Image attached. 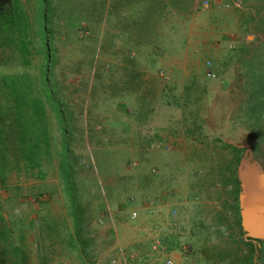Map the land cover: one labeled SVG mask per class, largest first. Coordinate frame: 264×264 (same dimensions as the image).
<instances>
[{
    "label": "rangeland",
    "instance_id": "obj_1",
    "mask_svg": "<svg viewBox=\"0 0 264 264\" xmlns=\"http://www.w3.org/2000/svg\"><path fill=\"white\" fill-rule=\"evenodd\" d=\"M9 1L0 0V5ZM20 1L35 29V0ZM102 1L96 0L98 5L88 7L84 0H53L58 8L71 4L75 14L84 18L79 28L67 25L63 13L54 20L52 47L56 48V60L51 68L64 107L72 113L70 145L77 164L69 190L80 204L78 210H84L83 234L89 238L86 250L94 254L86 257L83 253L80 258L66 244V236L77 241V235L69 214V195L59 176L58 126L48 111L51 159L34 170H26L22 163L11 159L3 167L6 179L0 182L1 215L6 216L5 199L14 193L19 196L14 211L22 216L26 264H110L119 244L131 256L132 264H161L159 256L148 245H142L146 243L142 239L144 218L132 220L130 211L144 205L147 198L163 194L166 198L161 207L163 217L171 207L177 211L178 226L166 230L164 243L172 250L175 264H264V243L250 257L247 243L251 241L236 225L234 185L225 184L233 169L237 176L240 165L252 168L264 178V131L259 129L261 133L240 143L233 142L229 134L216 135L225 143L242 148L239 160L231 147L214 141L205 145L195 137H187L184 148L174 137L167 140L166 149L156 150L152 146L154 140H161L155 129L170 125L166 119L172 110L171 92L182 91L184 87L171 83L184 77L182 67L179 71L171 60L182 61L184 55L173 50L172 54L161 55L164 60L157 65L152 48L163 35L168 38L171 34L174 41L187 38L190 31L187 11L194 9L193 4L189 8L187 0H106L103 7ZM196 1L198 9L201 8L202 0ZM167 4L176 9L175 14H171ZM123 5L129 8L126 13L122 12ZM163 19L170 22L162 24ZM33 40L36 45V36ZM11 52L15 54L12 49ZM228 52V57L237 56L236 51ZM32 62L29 73L36 79L44 61L34 51ZM160 70L165 72L163 76ZM21 72V67L7 64L0 57V76ZM146 74L150 76V87L144 84L148 81ZM192 76L204 77L199 73ZM219 78L216 74L211 82L228 89L226 80ZM170 127L173 133L185 136L182 126ZM213 133L210 132L211 139ZM252 141L261 147L260 151ZM100 202L111 212L115 227L107 225L98 207ZM217 212L228 219L225 233L216 235L212 231L204 240L195 241L193 229L218 230ZM107 226H111L112 235L108 234ZM137 252L147 260H140Z\"/></svg>",
    "mask_w": 264,
    "mask_h": 264
},
{
    "label": "trees",
    "instance_id": "obj_2",
    "mask_svg": "<svg viewBox=\"0 0 264 264\" xmlns=\"http://www.w3.org/2000/svg\"><path fill=\"white\" fill-rule=\"evenodd\" d=\"M84 2L88 7L99 4L96 0H84ZM105 2L106 0L101 2L103 7ZM126 5H130V3ZM124 6H122V12L126 13L129 8ZM73 9H71V4H65L58 8L53 0H35L36 25L34 29L20 0H10L0 5V28L2 27L0 57L5 63L18 65L22 69L20 75L4 74L0 76V182L6 179L3 167L11 159L15 160L17 164L22 163L26 170L39 168L42 163L51 159L53 144L48 111L51 112L60 135L59 176L63 178V185L69 195V214L74 220V229L77 235V241L74 237L67 238L66 236V244L72 248V251L77 252L78 257L82 258L83 253L86 257L94 253L90 249L86 250L85 243L89 238L87 239L83 234L86 230L83 226L84 210H78L80 204L71 196L69 190L74 178L73 170L77 164V156L75 157L70 145L73 128L72 113L64 107L61 89L51 68V64H54L56 60V48L52 47L55 34L54 20L60 13H63L67 25L79 28L84 18L80 19V14H75L76 11ZM34 36H36L38 45L34 44ZM11 49L15 54L11 52ZM241 50L240 54L235 57L231 56L223 62L221 64L223 66L217 71L221 77L219 79L226 80L225 84L228 86L226 91L229 97V116L225 122V125L227 123L226 129L220 128V122L215 125L211 118L210 107L212 109V102L215 98L213 96L216 94L215 90L220 88L211 82L212 78L206 76L203 78L192 76L182 91L171 92L172 110L170 109V116L166 119L170 122V126H182L187 137H195L205 145L214 141L231 147L236 153L237 160H239L242 148L225 143L220 136L216 135L219 133L229 134L233 142L240 143L244 139L250 138L251 140L256 134L264 131V48L253 50L250 47H243ZM34 51L40 54L44 61L35 76L36 79L31 76V72L29 73L33 67L32 55ZM176 118L177 120L173 122ZM236 120L240 122V126L237 125ZM259 129L262 130L259 131ZM213 131L215 135L211 139L210 132ZM253 141L255 142V139ZM254 144L260 151L261 147ZM225 184L234 185L233 208L236 214L237 228L242 232L239 213L240 186L235 169L232 170L231 176L225 181ZM13 195L4 201L5 206L3 207L6 210V216L0 214V245L2 249L0 264H26L28 258L24 248L22 216L14 211L19 196L16 193ZM98 207L104 214L103 218L106 219L108 225L105 204L100 202ZM215 216L219 224L218 230L212 227L193 229L195 241L197 239L204 240L208 235H211L212 231L216 235L225 233L227 217L221 212H217ZM62 223H64L63 220ZM109 227L107 226L108 234L112 235ZM87 235L90 237L89 233ZM248 241H251V243H247L252 253L250 257H254L260 251V244H263L264 240L248 237ZM252 242L256 244H252Z\"/></svg>",
    "mask_w": 264,
    "mask_h": 264
},
{
    "label": "crops",
    "instance_id": "obj_3",
    "mask_svg": "<svg viewBox=\"0 0 264 264\" xmlns=\"http://www.w3.org/2000/svg\"><path fill=\"white\" fill-rule=\"evenodd\" d=\"M194 1L196 0H187V7L190 8V4H193L192 7H194L193 10L188 9L187 11V21L190 24L187 38L174 41L175 37L171 34L168 38L163 35L156 42V46L152 48L155 56L154 61L157 65L164 60L161 55L172 54L173 50L180 55H184L182 61L171 60L174 67L178 68L179 71L182 67L181 72L184 75L181 81L174 80L171 82L176 87L185 86L192 75L199 73L205 76L207 68L205 62L207 60H210L211 68L217 74L220 65L229 58L230 53L228 51L231 50L232 53L236 51L237 54H240L243 47H250L253 50L264 48V0H241L242 4L240 6L236 5V0H209L208 7H202L199 4V7H201L199 9L197 1ZM182 5L185 6L184 3ZM167 6L170 7L169 11L172 15L176 13V9L172 5L167 4ZM184 18H186V14ZM163 22L168 23L170 20L163 19L161 23L163 24ZM178 47L180 49L176 50ZM201 56H203L202 62H200ZM195 63H197V68ZM146 64L148 63L146 62ZM144 77L148 80L144 84L150 87V76L146 74ZM170 84L169 86L172 87L173 84ZM215 93L212 109L210 107V115L215 125L220 122V128L224 127L223 129H226L227 123L225 125V122L229 116V97L225 88L215 90ZM155 131L159 133L158 138L165 144L167 140L169 141L171 137H174L175 141H178V145L180 144V148L186 147L187 136L180 132L173 133L170 125L158 127ZM164 133L168 135V138L165 137Z\"/></svg>",
    "mask_w": 264,
    "mask_h": 264
},
{
    "label": "built area",
    "instance_id": "obj_4",
    "mask_svg": "<svg viewBox=\"0 0 264 264\" xmlns=\"http://www.w3.org/2000/svg\"><path fill=\"white\" fill-rule=\"evenodd\" d=\"M242 4L241 0H236V5L240 6ZM209 6V0H202V7H208ZM206 65V71L205 76L208 78H214L215 72L211 68V62L210 60H207L205 62ZM160 75H164V71H159ZM166 144L162 140H154L152 143L153 148L155 149H163L166 148ZM153 171H155L153 169ZM165 195H159L155 197H150L146 199V202L144 205H142L139 208L132 209L130 211V218L132 220H141V218H144L143 228L144 230V236L143 241L146 242L142 245H148L150 249L152 250V253L157 254L161 260V264H175L174 259L172 257L171 249L164 244L165 238L168 235V232L166 233V230L168 228L173 229L176 226H178L177 222V211L171 207L166 215L163 217V213L161 210L162 203L164 201ZM157 216L158 218L156 219ZM146 217H152L153 219H146ZM108 223L115 227L116 222L111 214V212L108 211ZM165 232V233H164ZM185 247H183V250ZM116 255L114 258L110 259V264H132L130 259V255L127 253L125 248L121 246L120 244L116 246ZM138 253V252H137ZM140 253H138V256L140 260H147L146 257L139 256ZM131 255H135V252H132Z\"/></svg>",
    "mask_w": 264,
    "mask_h": 264
},
{
    "label": "water",
    "instance_id": "obj_5",
    "mask_svg": "<svg viewBox=\"0 0 264 264\" xmlns=\"http://www.w3.org/2000/svg\"><path fill=\"white\" fill-rule=\"evenodd\" d=\"M241 227L253 239L264 240V178L252 168L239 166Z\"/></svg>",
    "mask_w": 264,
    "mask_h": 264
},
{
    "label": "clouds",
    "instance_id": "obj_6",
    "mask_svg": "<svg viewBox=\"0 0 264 264\" xmlns=\"http://www.w3.org/2000/svg\"><path fill=\"white\" fill-rule=\"evenodd\" d=\"M163 149H166V148H163ZM157 150V149H156ZM162 150V149H161ZM107 214H108V211H107Z\"/></svg>",
    "mask_w": 264,
    "mask_h": 264
}]
</instances>
